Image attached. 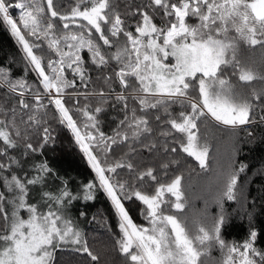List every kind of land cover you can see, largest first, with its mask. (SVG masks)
<instances>
[{
	"label": "snow or ice",
	"instance_id": "6c2138e0",
	"mask_svg": "<svg viewBox=\"0 0 264 264\" xmlns=\"http://www.w3.org/2000/svg\"><path fill=\"white\" fill-rule=\"evenodd\" d=\"M0 24L23 69L0 65V264H98L90 223L123 264H264L254 202L246 236L225 235L247 201L240 145L264 142V0H0ZM65 135L86 181L49 156ZM208 172L205 208L180 216ZM102 197L111 215L89 216Z\"/></svg>",
	"mask_w": 264,
	"mask_h": 264
},
{
	"label": "trees",
	"instance_id": "16d2710c",
	"mask_svg": "<svg viewBox=\"0 0 264 264\" xmlns=\"http://www.w3.org/2000/svg\"><path fill=\"white\" fill-rule=\"evenodd\" d=\"M13 14L14 16H18V10H13ZM242 55L250 56L253 55V53L245 50ZM255 55L259 56V53L256 52ZM19 58L20 51L18 46L11 37L10 33L6 30L5 26L0 24V65L6 64L9 67H14L15 70L13 75L19 76L22 74V65L17 63L13 66L11 63L13 59L19 61ZM29 79L34 80L35 77L30 74ZM215 135L219 136L223 143L219 144L215 139H213L211 141L210 151L213 154L218 150L223 153L229 147V142L224 138L225 134L223 132H216ZM241 136L243 137V133H241ZM259 136L260 132L257 129L255 142L240 145L242 152L238 156V159L246 162L250 166L247 170V182L245 184L247 201L241 199L240 202H229L227 205V210L229 212L239 210L241 213V215H234L231 220L230 228L225 232V235L229 239L241 241L247 234L248 223L247 218L242 215L244 211V208L241 207L242 204L246 207L247 204H252L253 202L255 203V207L251 210L256 213V228L258 234L264 230V176L258 175V173L264 171V142L259 140ZM62 139L63 143L58 145L57 152L49 153V156H56V163L61 170L68 172L69 175L76 178L78 181H86L90 178V171L87 169L86 164L81 159L75 147L71 144V138L65 135ZM197 171H199L198 166ZM210 175V172L203 173L200 177H196L194 174L190 188L187 187L189 182L187 180L184 182L186 185L185 195L188 200V206L186 207L184 213L179 214L180 216L187 214L190 220L198 218L196 210L204 209L205 201L210 200L212 195L211 191L206 186L207 178ZM197 197H199V199H197ZM126 207L130 209V213L136 222L142 223V221H140L137 217L136 208L138 205L126 204ZM98 210L102 211L106 216L111 215L110 205L103 197L90 204L89 216L96 213ZM208 211L212 213L216 211V209L214 206H210ZM109 223L113 226V231H116L115 221L109 219ZM84 227L88 232L89 243L92 246L93 251L99 256L98 264H123V257L113 247V238L107 228H103L96 223H90L88 225H84ZM259 244L264 245V235H260ZM106 250L113 253L114 260H109L107 257H104L106 255ZM58 259L61 261H67L69 264H75L79 257L75 256L70 251H65L58 253Z\"/></svg>",
	"mask_w": 264,
	"mask_h": 264
},
{
	"label": "rangeland",
	"instance_id": "374dc122",
	"mask_svg": "<svg viewBox=\"0 0 264 264\" xmlns=\"http://www.w3.org/2000/svg\"><path fill=\"white\" fill-rule=\"evenodd\" d=\"M63 171V170H62ZM108 255V256H107ZM105 258L107 257L109 260H114V255L111 251L106 250V255L104 256Z\"/></svg>",
	"mask_w": 264,
	"mask_h": 264
}]
</instances>
